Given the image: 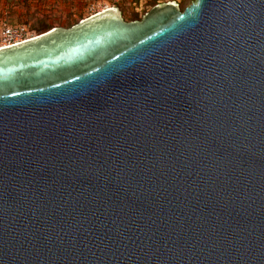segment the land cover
I'll return each instance as SVG.
<instances>
[{
    "label": "water",
    "instance_id": "1",
    "mask_svg": "<svg viewBox=\"0 0 264 264\" xmlns=\"http://www.w3.org/2000/svg\"><path fill=\"white\" fill-rule=\"evenodd\" d=\"M0 264H264V0L0 45Z\"/></svg>",
    "mask_w": 264,
    "mask_h": 264
},
{
    "label": "rangeland",
    "instance_id": "2",
    "mask_svg": "<svg viewBox=\"0 0 264 264\" xmlns=\"http://www.w3.org/2000/svg\"><path fill=\"white\" fill-rule=\"evenodd\" d=\"M169 0H156L164 2ZM182 9L192 0H173ZM152 0H0V22L9 26L22 25L27 36L38 33L34 30L38 24L47 23L51 28L80 20L104 7H116L125 21L138 20L152 5ZM92 10H89L90 7ZM137 14V19H131ZM76 21V22H77ZM75 22V23H76Z\"/></svg>",
    "mask_w": 264,
    "mask_h": 264
},
{
    "label": "built area",
    "instance_id": "3",
    "mask_svg": "<svg viewBox=\"0 0 264 264\" xmlns=\"http://www.w3.org/2000/svg\"><path fill=\"white\" fill-rule=\"evenodd\" d=\"M92 8L91 6L89 10H92ZM29 37L31 36H27V32L22 25L9 26L0 22V45L12 44Z\"/></svg>",
    "mask_w": 264,
    "mask_h": 264
},
{
    "label": "trees",
    "instance_id": "4",
    "mask_svg": "<svg viewBox=\"0 0 264 264\" xmlns=\"http://www.w3.org/2000/svg\"><path fill=\"white\" fill-rule=\"evenodd\" d=\"M156 3V0H152V2H151V5H153V4H155ZM130 18L131 19H137L138 18V16H137V14H131L130 15ZM77 21V20H76ZM75 21V22H76ZM74 22V23H75ZM73 24V23H72ZM71 24H68L67 26H70ZM51 28V26H50V24H47V23H44V24H38V26H36L35 28H34V30L39 34V33H42V32H44V31H46V30H48V29H50Z\"/></svg>",
    "mask_w": 264,
    "mask_h": 264
}]
</instances>
